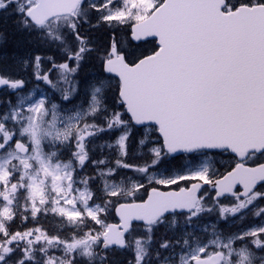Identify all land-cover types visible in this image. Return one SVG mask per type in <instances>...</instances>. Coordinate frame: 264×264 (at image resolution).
Here are the masks:
<instances>
[{
	"label": "snow or ice",
	"instance_id": "1",
	"mask_svg": "<svg viewBox=\"0 0 264 264\" xmlns=\"http://www.w3.org/2000/svg\"><path fill=\"white\" fill-rule=\"evenodd\" d=\"M0 264H264V0H0Z\"/></svg>",
	"mask_w": 264,
	"mask_h": 264
},
{
	"label": "trees",
	"instance_id": "2",
	"mask_svg": "<svg viewBox=\"0 0 264 264\" xmlns=\"http://www.w3.org/2000/svg\"><path fill=\"white\" fill-rule=\"evenodd\" d=\"M7 30L9 32L12 31V24H11V20L8 21V24H7ZM117 32V30H116ZM110 30H105V29H102L100 33H98L97 35L101 38V42H103L104 40H107V36L110 35ZM123 35V33H122ZM9 44L14 46L15 45V39H14V36L10 35L9 36Z\"/></svg>",
	"mask_w": 264,
	"mask_h": 264
},
{
	"label": "flooded vegetation",
	"instance_id": "3",
	"mask_svg": "<svg viewBox=\"0 0 264 264\" xmlns=\"http://www.w3.org/2000/svg\"><path fill=\"white\" fill-rule=\"evenodd\" d=\"M14 39H15V44H16L18 41L21 40L20 37H15V36H14ZM21 51H23V49H21ZM35 54H40V55H51V54H53V53H51V52H48V53L39 52V53H35ZM173 187H175V186H173ZM206 187H207V186H206ZM29 226H31V225H29Z\"/></svg>",
	"mask_w": 264,
	"mask_h": 264
},
{
	"label": "rangeland",
	"instance_id": "4",
	"mask_svg": "<svg viewBox=\"0 0 264 264\" xmlns=\"http://www.w3.org/2000/svg\"><path fill=\"white\" fill-rule=\"evenodd\" d=\"M116 30H117V36L122 37V32H120V30L118 28Z\"/></svg>",
	"mask_w": 264,
	"mask_h": 264
}]
</instances>
